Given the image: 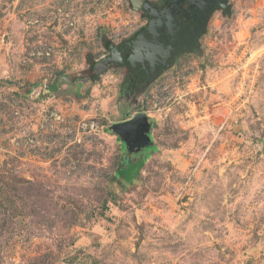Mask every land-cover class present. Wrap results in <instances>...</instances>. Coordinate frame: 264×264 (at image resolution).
I'll use <instances>...</instances> for the list:
<instances>
[{"label": "rangeland", "instance_id": "obj_1", "mask_svg": "<svg viewBox=\"0 0 264 264\" xmlns=\"http://www.w3.org/2000/svg\"><path fill=\"white\" fill-rule=\"evenodd\" d=\"M215 7L126 116L119 72L75 82L144 24L130 0H0V264H264V0ZM139 113L155 149L115 181L101 128Z\"/></svg>", "mask_w": 264, "mask_h": 264}, {"label": "flooded vegetation", "instance_id": "obj_2", "mask_svg": "<svg viewBox=\"0 0 264 264\" xmlns=\"http://www.w3.org/2000/svg\"><path fill=\"white\" fill-rule=\"evenodd\" d=\"M147 1L155 10L160 12L159 15H161L162 11L167 10L169 5L171 13L164 15L165 22H162L163 31L160 32L159 19L157 17L152 18L149 16V12L143 10L141 17H143L144 24L139 27V30L133 36L121 43L123 46L119 48L118 52L115 51V54L120 55L116 57L117 62L111 65V72L113 70L119 72L121 81L118 85V102L120 112L122 111L124 115L129 114L132 108L137 107L148 94V88L154 86L182 59L204 53L203 39L209 32L210 26L208 14L213 15L205 4L201 7L192 6L187 0L181 2L179 6L169 3L165 5L166 7L164 5L159 6L154 0ZM212 9L214 10V8ZM150 24L154 27L153 30L157 37H166L168 42L163 39L159 43L153 44L142 42L140 43L142 51L136 54L133 52L135 49L133 43L138 41L137 37L141 33L150 30ZM168 25H170V28ZM145 37L147 41H150L153 35L148 32ZM133 53L135 61H128ZM82 77L80 75V79ZM90 78H93V75H90ZM70 80V83H72L73 79ZM128 119L126 118V120ZM150 121L153 124L154 121L151 117ZM121 143L126 154V156H123L124 160H135L145 155V152H151V150L147 151V148H142L141 151L136 152L138 150L137 147H131L127 151L125 144Z\"/></svg>", "mask_w": 264, "mask_h": 264}, {"label": "water", "instance_id": "obj_3", "mask_svg": "<svg viewBox=\"0 0 264 264\" xmlns=\"http://www.w3.org/2000/svg\"><path fill=\"white\" fill-rule=\"evenodd\" d=\"M131 5L134 11L136 12H142L143 10L146 12H149V16L152 18H158V23L161 25L160 32L163 31L162 28V22H165L164 15L167 13H171L170 11V5L167 10L162 11L161 15L160 12L155 10V8L147 1V0H130ZM185 0H171L170 4H173L175 6H179L181 2H184ZM192 6L201 7L203 4H205L208 8L216 6L221 7L227 12L230 10V7H228L229 0H187ZM210 11H212V8H210ZM170 24V23H169ZM171 25V24H170ZM170 25L168 27L170 28ZM150 30L144 31L141 33L137 38L138 41L133 43L134 50L136 54L140 53L142 51V47L140 43L146 42V43H159L161 39L168 42V38H160L157 37L153 30V26L150 24ZM150 32V34L153 35L152 40L147 41L145 34ZM158 32V31H157ZM172 35V34H171ZM173 38V36H172ZM122 45L114 46L110 45L108 48L111 51V55L108 57H103L101 60L95 62L92 66V71L94 73V77L91 79L90 77H86L82 80L75 82L76 89H79V84H81L82 88L80 89L81 94L84 95L86 93V90L93 85V83L101 78L104 74H106L111 69V65L113 63H116V57L120 54H115V51L118 52L119 48H121ZM128 61H135L134 53L131 55L128 59ZM71 81L69 78H60L57 82V88L60 86V83L63 81ZM53 95L54 92H49V95ZM117 109L120 112L119 109V102L117 101ZM128 115V114H127ZM126 115V116H127ZM123 116L122 118H124ZM129 117V116H128ZM153 127V124L150 121V117L145 113H139L135 115L133 118H130L126 121L116 123L109 127V131L113 132L115 135L118 136V138L125 144L127 151L130 150L131 147H137V151H141L142 148H150L154 143L151 140L150 133L151 129Z\"/></svg>", "mask_w": 264, "mask_h": 264}, {"label": "trees", "instance_id": "obj_4", "mask_svg": "<svg viewBox=\"0 0 264 264\" xmlns=\"http://www.w3.org/2000/svg\"><path fill=\"white\" fill-rule=\"evenodd\" d=\"M94 63H91V67H90V70L92 69V66H93ZM108 127H103L101 128V130L105 129V131L107 132H111L109 131V128L107 129ZM113 133V132H111ZM120 141V139H119ZM121 142V141H120ZM123 145V144H122ZM124 149V147H123ZM149 150H152V149H155V148H147ZM150 157V154H147L145 156V159L147 160L148 158ZM139 159V158H137ZM137 159L135 160H124V158H122L121 162H120V168L114 172V175H113V180L115 181H119V180H122V179H128L129 182L131 183H134L136 181L135 177H133L130 172H132L133 168L138 165L135 161H137ZM145 161V160H144ZM144 161L142 162V164L144 163ZM107 209V206H104V210Z\"/></svg>", "mask_w": 264, "mask_h": 264}, {"label": "built area", "instance_id": "obj_5", "mask_svg": "<svg viewBox=\"0 0 264 264\" xmlns=\"http://www.w3.org/2000/svg\"><path fill=\"white\" fill-rule=\"evenodd\" d=\"M49 84H48V80H44L37 88H34L30 91L31 95H35L36 97H40L43 94L47 95L49 94ZM93 127V125H92Z\"/></svg>", "mask_w": 264, "mask_h": 264}]
</instances>
